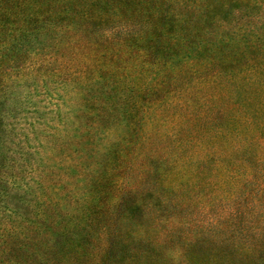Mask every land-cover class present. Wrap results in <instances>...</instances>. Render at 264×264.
<instances>
[{
	"label": "rangeland",
	"instance_id": "rangeland-1",
	"mask_svg": "<svg viewBox=\"0 0 264 264\" xmlns=\"http://www.w3.org/2000/svg\"><path fill=\"white\" fill-rule=\"evenodd\" d=\"M151 48L187 75L264 79V0H0V264H264V168L148 151L82 95Z\"/></svg>",
	"mask_w": 264,
	"mask_h": 264
},
{
	"label": "trees",
	"instance_id": "trees-1",
	"mask_svg": "<svg viewBox=\"0 0 264 264\" xmlns=\"http://www.w3.org/2000/svg\"><path fill=\"white\" fill-rule=\"evenodd\" d=\"M75 14L80 19L78 11ZM72 30L79 39L96 32L79 20ZM104 37L111 47H121L125 38L115 31ZM134 50L130 47L128 53L136 58L138 51ZM140 52L145 60L134 58L108 67L115 74L98 65V74L92 79L98 85L97 91L86 89L82 95L91 98L99 114L102 112L100 115L105 114L107 107L113 112L121 111L127 130L143 139L146 150L154 148L168 157L175 154L189 159L196 155L203 162L237 155L244 167L251 169L245 170L246 179L255 182L260 174L258 167L264 168V79L187 75L186 64L176 67L161 61L152 48ZM182 72L185 74L181 75ZM178 87L184 88L181 91ZM98 119L100 123L101 118ZM160 135L168 138L162 140ZM127 184L129 190L140 185ZM249 263L247 258L242 264ZM252 264L261 262L254 259Z\"/></svg>",
	"mask_w": 264,
	"mask_h": 264
}]
</instances>
